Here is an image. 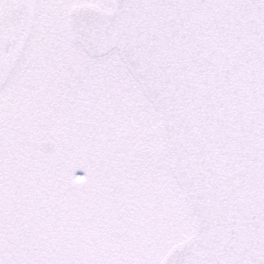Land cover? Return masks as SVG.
Masks as SVG:
<instances>
[{
  "label": "snow or ice",
  "instance_id": "snow-or-ice-1",
  "mask_svg": "<svg viewBox=\"0 0 264 264\" xmlns=\"http://www.w3.org/2000/svg\"><path fill=\"white\" fill-rule=\"evenodd\" d=\"M0 264H264V0H0Z\"/></svg>",
  "mask_w": 264,
  "mask_h": 264
}]
</instances>
